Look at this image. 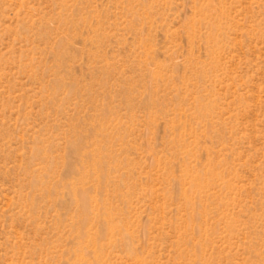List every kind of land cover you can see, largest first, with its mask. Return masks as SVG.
I'll list each match as a JSON object with an SVG mask.
<instances>
[{
    "label": "rangeland",
    "instance_id": "obj_1",
    "mask_svg": "<svg viewBox=\"0 0 264 264\" xmlns=\"http://www.w3.org/2000/svg\"><path fill=\"white\" fill-rule=\"evenodd\" d=\"M0 264H264V0H0Z\"/></svg>",
    "mask_w": 264,
    "mask_h": 264
}]
</instances>
